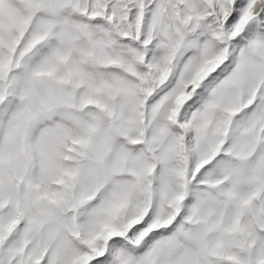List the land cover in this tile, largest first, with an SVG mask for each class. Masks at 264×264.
Listing matches in <instances>:
<instances>
[{
	"label": "snow or ice",
	"instance_id": "snow-or-ice-1",
	"mask_svg": "<svg viewBox=\"0 0 264 264\" xmlns=\"http://www.w3.org/2000/svg\"><path fill=\"white\" fill-rule=\"evenodd\" d=\"M0 264H264V0H0Z\"/></svg>",
	"mask_w": 264,
	"mask_h": 264
}]
</instances>
